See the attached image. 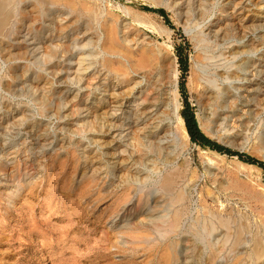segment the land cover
<instances>
[{"label": "rangeland", "instance_id": "rangeland-1", "mask_svg": "<svg viewBox=\"0 0 264 264\" xmlns=\"http://www.w3.org/2000/svg\"><path fill=\"white\" fill-rule=\"evenodd\" d=\"M147 1L7 5L0 264H264V169L189 139L175 143L169 82L175 67L179 115L182 84L206 137L264 163V0ZM144 7L164 10L170 25ZM174 170L164 194L161 181Z\"/></svg>", "mask_w": 264, "mask_h": 264}, {"label": "bare ground", "instance_id": "bare-ground-1", "mask_svg": "<svg viewBox=\"0 0 264 264\" xmlns=\"http://www.w3.org/2000/svg\"><path fill=\"white\" fill-rule=\"evenodd\" d=\"M13 1V0H12ZM50 1V0H49ZM65 1V0H64ZM147 1V0H146ZM52 2V1H51ZM148 2V1H147ZM149 2H150V0H149ZM26 3V2H25ZM27 3H29V2H27ZM70 3V2H69ZM8 4H10V0H0V29H1V27H4V25H5V23H6V21H7V19L9 18V12L7 11V5ZM42 4V3H41ZM43 5V4H42ZM152 5V4H151ZM13 7V6H12ZM116 7V6H115ZM122 7V6H121ZM154 7H155V5H154ZM45 8V7H44ZM112 8H114L113 6H112ZM117 9V8H116ZM44 10V9H43ZM143 10V9H142ZM33 11V10H32ZM124 11V10H123ZM126 11V10H125ZM144 11V10H143ZM125 13H127V12H125ZM124 13V14H125ZM127 15V14H126ZM125 15V16H126ZM121 16V15H120ZM122 17V16H121ZM40 18V17H39ZM108 18V17H107ZM17 19H18V17H17ZM133 20V19H132ZM102 21V20H101ZM74 23H76V20H73L72 21V23L71 24H74ZM79 23V22H78ZM131 23V22H130ZM141 23V22H140ZM80 24V23H79ZM101 24H102V22H101ZM109 24H110V22H109ZM135 24H138L137 22L135 23ZM145 24H147V23H145ZM26 25V24H25ZM78 25V24H77ZM148 26L150 25V24H147ZM70 26V25H69ZM143 27V26H142ZM84 28V27H83ZM89 28V27H88ZM152 28V27H151ZM160 28V27H159ZM67 29V28H66ZM68 29H70V28H68ZM90 29V28H89ZM93 29V28H92ZM114 30V29H113ZM112 30V28H110L109 26H108V31H107V34H108V38H109V40L110 41H112V36H113V34H114V31ZM158 30V29H157ZM161 30V29H160ZM62 31H65L64 29L62 30ZM164 31V30H163ZM90 32V31H89ZM61 33V32H60ZM63 33V32H62ZM88 34V33H87ZM118 35V34H117ZM86 36V35H85ZM83 37V36H82ZM108 40V39H107ZM97 42V41H96ZM110 44H112L111 42H110ZM236 46V45H235ZM245 47V46H244ZM109 48V47H108ZM111 48V47H110ZM170 48V47H169ZM243 48V47H242ZM231 50V49H230ZM234 52H233V55L234 54H236L239 50H238V48L237 47H235L234 48ZM89 51V50H88ZM14 52V51H13ZM95 54V53H94ZM230 54H232V53H230ZM250 55V54H249ZM168 56V55H167ZM244 57H245V55H243ZM95 57V56H94ZM142 57V56H141ZM88 58H89V56H88ZM143 58H144V56H143ZM142 59V58H141ZM240 59V58H239ZM239 59H237V61L239 60ZM251 59V58H250ZM84 60H85V58H84ZM145 60V59H144ZM175 60V58H173V61ZM134 61V60H133ZM148 61V60H147ZM140 62V61H139ZM144 62V61H143ZM146 62V61H145ZM245 62V61H244ZM257 62V61H256ZM174 66H176L175 64H173ZM119 66V65H118ZM137 67V66H136ZM249 67V66H248ZM124 68V67H123ZM138 69V68H137ZM147 69V68H146ZM167 69V68H166ZM246 69H247V67H246ZM80 70V69H79ZM172 72V74H170V84H171V87H170V89H171V91H170V96H171V99H172V102L174 101V103H173V105H172V110H171V113H172V116L171 117H173L172 119H173V127H174V135H175V137H174V139H173V141L175 142V143H179L178 141H180V143H182L183 145H185L186 144V142L188 141V139H189V137H188V135H187V133H186V130H185V126H184V124H183V119L181 118V116L179 115V109H180V104H179V102H177L176 101V97H177V87H176V83H177V70L175 69V67H174V70L173 71H171ZM143 73H144V71H143ZM142 73V74H143ZM241 74V73H240ZM150 75V74H149ZM146 76V75H145ZM230 76L231 77H234V78H240V76H239V74H237V72H235V71H232L231 73H230ZM242 77V76H241ZM151 78V77H150ZM39 81V80H38ZM143 81V80H142ZM150 81V80H149ZM167 82V81H166ZM156 87V86H155ZM159 87V86H158ZM146 88V87H145ZM160 88H161V86H160ZM154 89V88H153ZM164 90V89H163ZM252 91V90H251ZM250 91V92H251ZM159 93V92H158ZM249 93V92H248ZM153 94V93H152ZM128 97V96H127ZM124 98V97H123ZM156 98H157V96H156ZM155 98V99H156ZM163 98V97H162ZM205 99V98H204ZM206 100V99H205ZM213 100V99H212ZM162 101V100H161ZM214 101V100H213ZM220 101V100H219ZM67 102V101H66ZM159 102H160V100H159ZM171 102V103H172ZM113 107H115V110L116 111H118V110H120V108H121V104L118 102V101H116V99L114 100L113 99ZM157 104V103H156ZM170 104V103H169ZM158 105V104H157ZM220 105V104H219ZM249 105V104H248ZM244 106V105H243ZM221 108H223L224 106L223 105H221L220 106ZM146 108V107H145ZM251 108V107H250ZM54 109V108H53ZM155 109V108H154ZM244 109H246V108H244ZM225 110V109H224ZM116 111H114V113L116 112ZM153 111H155V110H153ZM236 108L235 109H232L229 113H230V115L231 116H235V114H238V113H236ZM221 114V113H220ZM219 114V115H220ZM223 114V113H222ZM21 115H22V113H21ZM170 115V114H169ZM24 117H26V116H24ZM244 117V116H243ZM15 118H17V117H15ZM111 118H113V116L111 115ZM198 119H199V117H197ZM216 118V117H215ZM245 118H243V120H244ZM20 120V119H19ZM241 120V119H240ZM216 121V120H215ZM94 123V122H93ZM203 123V122H202ZM40 124V123H39ZM238 124V123H237ZM203 125V124H202ZM156 126V125H155ZM198 126H199V129L201 130V124L198 122ZM237 126V125H236ZM242 126V125H241ZM240 126V127H241ZM204 127V126H203ZM158 129V128H157ZM260 129V128H259ZM207 130V129H206ZM244 130V129H243ZM208 131V130H207ZM262 131V130H261ZM155 132V131H154ZM206 133V132H205ZM43 134V133H42ZM95 134V133H94ZM152 135V134H151ZM235 135V134H234ZM41 136V135H40ZM42 136H44V135H42ZM238 136V135H237ZM233 137V136H232ZM236 137V136H235ZM241 138H242V136H241ZM99 139V138H98ZM234 140V139H233ZM96 142V141H95ZM168 143V142H167ZM237 143V142H236ZM4 145V144H3ZM260 145V144H259ZM164 146H165V144H164ZM195 147V149H199L196 145L194 146ZM261 147V146H260ZM199 151L201 152V153H203L204 155H208V154H211V153H213V152H211L210 150H204V149H199ZM164 152V151H163ZM160 154V153H159ZM214 154H215V152H214ZM165 155V154H164ZM216 156V155H215ZM205 157V156H204ZM202 158V157H201ZM215 158V157H214ZM217 158V157H216ZM204 159V158H203ZM209 159V158H208ZM212 159V158H211ZM218 159V158H217ZM166 160H168V158L166 157ZM171 160V159H170ZM210 160V159H209ZM209 160H208V162H209ZM232 160V159H231ZM42 161V160H41ZM91 161H94V160H91ZM146 161V160H145ZM144 161V162H145ZM160 161V160H159ZM236 161V160H235ZM174 162V161H173ZM176 162V161H175ZM180 162V161H179ZM236 162H238V161H236ZM240 162V161H239ZM41 163V162H40ZM40 163H38V164H40ZM170 163V162H169ZM239 164V163H238ZM241 164H243L244 165V163H242L241 162ZM240 164V165H241ZM38 166V165H37ZM142 166V165H141ZM172 166V165H171ZM249 166V165H248ZM251 166V165H250ZM249 166V167H250ZM168 167H169V165H168ZM238 168V167H237ZM251 168V167H250ZM161 169H163V168H161ZM160 170V169H159ZM170 170V169H169ZM241 171V170H240ZM250 171V170H249ZM213 172V171H212ZM186 174H188V173H186ZM138 176V175H137ZM139 176H141V175H139ZM151 177V176H150ZM159 178H160V176H158ZM177 177H178V173H177V171L176 170H174L173 172H170V174L169 175H166L163 179H162V181H161V189H162V192L164 193V194H167V193H171V191H172V189H173V187L175 186V183H176V179H177ZM131 178V177H130ZM144 179V178H143ZM150 179V178H149ZM152 179V178H151ZM133 180V179H132ZM138 180H140V178L138 179ZM147 180V179H146ZM149 181V180H148ZM143 182H145V180L143 181ZM147 182V181H146ZM158 182V181H157ZM130 184V183H129ZM143 184V183H142ZM138 185H140V184H138ZM144 185V184H143ZM158 185V184H157ZM127 186V185H126ZM137 187H139V186H137ZM39 188V187H38ZM130 188V187H129ZM143 188H145V187H143ZM154 188V187H153ZM134 189V188H133ZM139 189H140V187H139ZM152 189V188H151ZM190 189V188H189ZM91 190V189H90ZM218 190V189H217ZM129 191H130V189H129ZM181 191V190H180ZM155 192V191H154ZM132 193V192H131ZM149 193V192H148ZM191 193V192H190ZM203 193V192H202ZM224 193V192H223ZM130 194V193H129ZM136 194V193H135ZM35 195V194H34ZM139 195V194H138ZM148 195V194H147ZM120 196V195H119ZM131 196H132V194H131ZM142 197H144V196H142ZM190 197V196H189ZM57 199V198H56ZM145 199V198H144ZM143 199V200H144ZM177 199H181V196L180 195H178V197H177ZM33 200V199H32ZM147 200V199H146ZM155 200V199H154ZM156 200H157V198H156ZM168 200V199H167ZM191 201V200H190ZM143 202V201H142ZM159 202V201H158ZM186 202V201H185ZM179 203V202H178ZM147 204V203H146ZM177 205V204H176ZM191 205V204H190ZM205 205V204H204ZM222 205V204H221ZM144 206V205H143ZM159 206H161V204H159ZM173 206V205H172ZM253 206V205H252ZM167 207V206H166ZM264 207V206H263ZM139 208V207H138ZM177 208V207H176ZM189 208H191L190 206H189ZM210 208V207H209ZM166 209V208H165ZM162 210V209H161ZM170 210V209H169ZM168 210V211H169ZM189 210V209H188ZM156 211V210H155ZM190 211V210H189ZM165 212H167V211H165ZM245 216V215H244ZM185 217V216H184ZM189 217V216H188ZM206 217V216H205ZM213 217V216H212ZM186 218V217H185ZM236 218V217H235ZM249 218V217H248ZM157 219V218H156ZM178 219V218H177ZM177 219H176V217H175V219H173V223L172 224H168V225H170V228L172 229L174 226H175V224L177 223ZM188 219V218H187ZM206 219V218H205ZM250 219V218H249ZM260 219V218H259ZM192 220V219H191ZM199 220H200V218H199ZM214 220V219H213ZM204 221V220H203ZM202 221V222H203ZM129 222V221H128ZM249 222H251V221H249ZM154 224V223H153ZM152 225V224H151ZM166 225V224H165ZM196 225V224H195ZM158 226V225H157ZM177 226V225H176ZM187 226V225H186ZM151 227H153V225L151 226ZM163 227V226H162ZM161 227V228H162ZM165 227V226H164ZM168 227V226H167ZM182 227H183V225H182ZM196 227V226H195ZM138 228V227H137ZM149 228V227H148ZM212 228V227H211ZM164 229V228H163ZM176 229H178L179 230V227L178 228H176ZM194 229V228H193ZM199 229V228H198ZM197 229V230H198ZM204 229V228H203ZM149 230V229H148ZM188 230V229H187ZM241 230V229H240ZM253 230V229H252ZM176 231V230H175ZM180 231V230H179ZM207 231V230H206ZM237 231V230H236ZM147 232V231H146ZM187 232V231H186ZM240 232V231H239ZM251 232V231H250ZM148 233V232H147ZM177 233V232H176ZM204 233V232H203ZM242 234V233H241ZM149 235H150V233H149ZM172 235V234H171ZM176 235H178V234H176ZM189 235H191V233L189 234ZM189 235H187L186 234V236L187 237H189V238H187V237H185L186 238V241H185V243L186 244H188L190 247L192 246L194 249H195V246H198V245H196L195 243H194V240L191 238V236H189ZM193 235H194V233H193ZM195 235L197 236L196 237V240L198 239V240H200V239H202V234H201V231L200 230H198L196 233H195ZM46 236V235H45ZM168 236H169V234H168ZM167 236V237H168ZM173 236V235H172ZM205 236V235H204ZM203 236V237H204ZM157 237V236H156ZM171 237V236H170ZM178 238V237H177ZM206 238V237H205ZM259 238H260V236H259ZM258 238V239H259ZM170 239V238H169ZM184 239V238H183ZM195 239V238H194ZM219 239V238H218ZM164 240V239H163ZM179 240V239H178ZM182 240V239H181ZM206 240V243H208L207 242V239H205ZM205 240L203 241V242H205ZM166 241V240H165ZM178 242V241H177ZM183 242V241H182ZM153 243V242H152ZM178 243H180L181 244V241L180 242H178ZM184 243V242H183ZM185 244V245H186ZM204 244V243H203ZM157 245V244H156ZM179 245V244H178ZM187 245V246H188ZM195 245V246H194ZM205 245V244H204ZM188 246V247H189ZM144 247V246H143ZM159 247V246H158ZM180 247V246H179ZM188 247H187V249H188ZM192 247H191V249H192ZM205 247V246H204ZM182 248V247H181ZM197 248V247H196ZM201 248V247H200ZM159 249V248H158ZM194 249H193V251H194ZM198 249V248H197ZM196 249V250H197ZM190 249H188V251H189ZM254 255H255V257L257 258V260H259L260 258H261V256H262V253L260 252V250H257V247H254ZM186 251V250H185ZM191 251V250H190ZM198 251V250H197ZM197 251H195V252H197ZM152 253V252H151ZM184 253V252H183ZM198 253V252H197ZM201 253V252H200ZM250 253V252H249ZM156 254V253H155ZM160 254H158V256H159ZM181 255V254H180ZM187 255V254H186ZM191 257H192V252H191ZM189 255V256H190ZM203 255V254H202ZM201 255V256H202ZM182 256V255H181ZM180 256V257H181ZM203 257V256H202ZM160 258V257H159ZM185 258V257H184ZM194 258V257H193ZM201 257H199L198 259H200ZM179 259V258H178ZM186 259V258H185ZM197 259V260H198ZM202 259V258H201ZM250 259V258H249ZM130 260V259H129ZM160 260H162V258L160 259ZM197 260H196V262H197ZM180 261V260H179ZM187 260H185V262H186ZM189 261V260H188ZM191 261V260H190ZM171 262V261H170ZM180 262H182V261H180ZM184 262V263H185ZM192 262V261H191ZM195 262V261H194ZM199 262V261H198ZM211 262V261H210ZM183 263V262H182ZM173 264H174V262H173ZM195 264V263H194ZM261 264V263H260Z\"/></svg>", "mask_w": 264, "mask_h": 264}, {"label": "trees", "instance_id": "trees-1", "mask_svg": "<svg viewBox=\"0 0 264 264\" xmlns=\"http://www.w3.org/2000/svg\"><path fill=\"white\" fill-rule=\"evenodd\" d=\"M143 9L159 14L160 16H162L164 18L165 22L168 25H170V23L167 19V14L164 10H162V9H151V8H146V7H144ZM185 46L187 47L188 45L185 43ZM175 51H176L177 63L179 66V70H180L181 74L184 75L187 71L188 66H187L186 56L183 53V47L180 46V47L176 48ZM180 92H181V95L183 97V109L180 112V116L184 121L185 130H186V133L189 137L190 142L195 143L201 147H207L211 150H215L219 153L226 154L228 156L237 157L241 161L257 165V166L264 169V163L263 162L256 160V159H254L250 156H247L245 154L238 153V152L232 151L230 149H227V148L213 142L208 137H206L201 132V130L198 128L195 115H194L192 108L190 107L189 103L187 102L186 94H185V91H184L182 84H180Z\"/></svg>", "mask_w": 264, "mask_h": 264}, {"label": "water", "instance_id": "water-1", "mask_svg": "<svg viewBox=\"0 0 264 264\" xmlns=\"http://www.w3.org/2000/svg\"><path fill=\"white\" fill-rule=\"evenodd\" d=\"M183 124H184V121H183ZM198 125V124H197ZM198 128H199V126H198Z\"/></svg>", "mask_w": 264, "mask_h": 264}]
</instances>
